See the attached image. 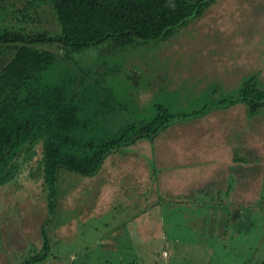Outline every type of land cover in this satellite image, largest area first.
Masks as SVG:
<instances>
[{"label":"rangeland","instance_id":"374dc122","mask_svg":"<svg viewBox=\"0 0 264 264\" xmlns=\"http://www.w3.org/2000/svg\"><path fill=\"white\" fill-rule=\"evenodd\" d=\"M27 2L0 0V18L1 13L23 12ZM30 15L34 22L28 20L26 27L59 33L48 7L32 9ZM7 16L1 24L24 27L19 15ZM40 49L56 57L42 82L71 93L81 118L91 122L89 130L80 129L79 141L90 130L100 138L122 123L101 87L110 89V98L125 105L134 118L144 117L152 103L166 106L174 116H191L205 106L209 114L175 121L153 142L141 140L126 148L127 154L116 155L122 161L116 170L119 160L110 156L103 169H109L111 183L103 169L79 182V177L67 174L61 184L67 192L59 189V182L56 186L62 197H54L59 203L53 213L37 168L38 147L17 177L0 187V264H22L41 256L45 242L48 249L51 245L49 257L35 264H264V112L248 118L242 106L215 110L221 101L236 98L242 81L256 71L264 88V0H217L168 39L147 45L122 48L108 41L80 53L56 44ZM112 63L125 75L108 77L105 70ZM237 157L242 160L236 163ZM141 172L152 195L135 217L118 198L125 187L140 189L141 183L135 186L127 179ZM99 176L102 182H97ZM232 179L228 197L213 204L225 206L227 216L222 219L220 212L199 213L198 208L186 219L174 210V217L170 210L175 205L166 203V195L159 200L167 189H188L196 201L200 191L207 190L208 196L210 191H225ZM104 189L117 190L105 195ZM146 213L150 215L143 219ZM159 217L165 220L162 238L142 226V220ZM183 219L189 230H183ZM140 225L144 230L136 232L138 238L134 231H141Z\"/></svg>","mask_w":264,"mask_h":264},{"label":"trees","instance_id":"16d2710c","mask_svg":"<svg viewBox=\"0 0 264 264\" xmlns=\"http://www.w3.org/2000/svg\"><path fill=\"white\" fill-rule=\"evenodd\" d=\"M216 1L28 0L23 12L8 13L12 16L19 15L24 27L14 26V23H0V187L11 183L23 165L35 158L37 148L40 147L37 168L42 174L44 190L49 196V211L53 213L54 207L59 203H55L54 197L59 196L60 199L62 192H67L66 189L62 190L67 174L79 177L77 182L84 178H95L103 169L105 161L112 155L115 161L117 160L116 163L119 160L113 168L116 170L122 162L116 159V155L127 154L126 148L141 140L153 142L175 121L180 123L205 117L209 111L207 106L199 112H192L191 116H174L166 106L152 103L150 112L142 118H134L125 105L110 98V89L101 87L100 91L95 86L97 91L104 94L110 105L106 103L104 106L108 105L111 111L120 112L122 123L100 138L95 136V129L94 132L90 130L89 134L85 133V139L79 141V133L85 128L89 130L91 122L81 118L71 93H65L62 88L53 89L42 82L44 74L53 69L56 57L52 52L40 47L56 44L67 52L80 53L108 41L115 47L122 48L136 43L147 45L164 41L173 34L174 29L186 25L189 19L197 17L204 7ZM43 6L48 7L53 15L59 30L56 35H51L43 28L34 31L29 26L26 27L28 20L34 22L30 11ZM1 14L0 19L8 20L7 13ZM105 73L112 79L125 75L122 69L113 63L106 68ZM259 73L256 71L243 80L237 97L221 101L215 110L242 106L246 109L248 118L264 112V88L260 84ZM240 160L242 159L239 157L235 158V162ZM150 162L149 165L156 176L153 163ZM103 172L107 179L109 169H103ZM100 176L97 182L104 180ZM142 177V172L137 173L128 177L127 181L134 182L135 186L141 183L139 188H144L143 198L140 193L136 195V190L132 187L119 191L121 199H118L124 204V209L129 208V213L134 211L135 217L147 208L146 202L152 195L151 189L145 188L147 177ZM107 180L104 182L108 183ZM58 182L59 189L62 187L59 194L56 189ZM165 193L160 194L159 200H163ZM225 211L221 210L222 218L227 216ZM149 215L150 213H146L142 217L146 219ZM142 222L143 227L146 226L149 230L153 228L150 230L153 235L158 236L164 231L162 229L165 226L158 225L156 220L147 219V223L143 220ZM142 226L137 227L138 230L142 229L137 231L138 233L143 232ZM187 227L183 226V230H189ZM160 236L162 238V235ZM160 242L162 243L161 240ZM46 243L45 253L24 260L22 264L46 261L51 248L50 245L48 249Z\"/></svg>","mask_w":264,"mask_h":264},{"label":"crops","instance_id":"0c3cea01","mask_svg":"<svg viewBox=\"0 0 264 264\" xmlns=\"http://www.w3.org/2000/svg\"><path fill=\"white\" fill-rule=\"evenodd\" d=\"M209 114V113H208ZM207 114V115H208ZM206 115V116H207ZM205 116V117H206ZM190 121H192V120H189L188 122H190ZM183 124H185V123H183ZM184 168L185 169H187L185 166H184ZM233 178V177H232ZM228 178H226V180H227ZM232 183V184H231ZM234 184H235V181H234V179H232L231 181L229 180V184L228 185H226V187L227 188H225V191H223V190H220V193H219V190L217 191L216 190V192H214V191H210V193H211V195L210 196H208V194H207V190H204V191H200L199 193H197V195L195 196L196 197V201L195 200H193L191 197H190V193L191 192H193V190H188V189H167V193H165L164 194V196L166 195V200H167V202L166 203H168L169 205H171V204H174L175 206H174V208L173 209H171L170 211V213L171 214H173V216H174V214H175V211L176 210H178L180 213L179 214H183V218L184 219H186L185 217H190L191 216V211H193L194 210V208H198L197 210H199V213H200V210H202V209H204V210H212V211H217V212H220V219H222V213H221V210H226V208H225V206H223V204H221V205H219V206H214L213 204L215 203V202H217V201H219L220 199L222 200V203H223V200H224V198H227L228 197V195H229V192L231 191V190H233L234 189ZM63 190V189H62ZM90 190H94V189H90ZM99 190V189H98ZM117 189H104V193L103 194H107V193H109V192H111V193H113V192H115ZM136 191H135V194L136 195H139V193L142 195V189H135ZM197 191V190H196ZM89 193H91V194H93V193H95L96 194V192L97 191H88ZM167 194H169L170 196H167ZM201 195V196H199V198H198V195ZM213 194H215V195H213ZM220 194H221V196H220ZM232 194H233V192H232ZM232 196V195H231ZM142 198H143V195H142ZM229 200H231L232 201V199H229ZM207 202H209V204L210 205H206L205 203H207ZM196 203H198L199 205H197ZM233 203V202H232ZM184 205V206H182V207H179L178 205ZM192 204H196L195 206H193ZM215 205H217V203H215ZM199 206V207H198ZM156 207H161V206H156ZM156 207H154V208H156ZM153 208V207H152ZM168 208H169V206H168ZM172 210H173V212H172ZM175 210V211H174ZM196 213V212H195ZM175 217V216H174ZM152 219H154V218H152ZM184 219H183V224L186 222V221H184ZM157 222H159V224L161 225V223H163V222H165V220L164 219H162V218H160L159 217V219H157L156 220ZM131 222V221H130ZM156 222V223H157ZM189 222V221H188ZM129 222H127V224H128ZM176 224V223H175ZM184 226H185V224H184ZM135 233L137 232V231H134ZM131 234V233H130ZM136 236H138L137 235V233H136ZM138 238H139V236H138ZM131 239V238H130ZM167 240H168V238H167Z\"/></svg>","mask_w":264,"mask_h":264}]
</instances>
